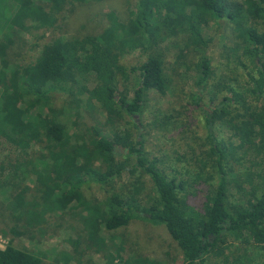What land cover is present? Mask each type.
I'll return each mask as SVG.
<instances>
[{"label": "trees", "instance_id": "1", "mask_svg": "<svg viewBox=\"0 0 264 264\" xmlns=\"http://www.w3.org/2000/svg\"><path fill=\"white\" fill-rule=\"evenodd\" d=\"M101 1L12 0L17 11L9 28L31 32L52 27L54 16L42 10L43 3L54 9L66 5L73 12L76 6ZM120 4L124 9L106 13L103 19L107 25L99 27L89 39L57 38L31 65L10 63L5 58L8 46L0 42V137L12 148V156L0 174V200L12 224L8 233L22 237L30 228L40 226L48 214L70 213L78 222L80 240L102 247L105 243L102 253H106L107 264H121L116 262L120 252L115 238L104 236L125 228L134 212L139 220L165 230L181 254V264H209L218 259H223V264H250L245 260L251 254L258 264H264V180H258V173L250 167L252 171L244 174L236 189L244 197L234 199L233 173L225 163L240 155L251 157L250 164L255 167L264 158V0H121ZM211 21L241 29L239 42L225 44L221 54L246 70L240 83L229 85L228 79L211 67L203 48ZM179 36L183 41L178 77L195 74L185 106L201 115L207 153L212 156L203 166L214 178L209 185L200 182L196 162L195 170L183 167L181 171L182 167L167 164L165 155L148 158L136 121L149 93L165 95L174 90V77L165 65L163 42ZM139 48L144 50V60L137 72H128L121 60ZM193 53L198 57L192 63L189 55ZM83 63L90 64L96 74L104 70L113 73L115 80L111 84L92 88L85 100L99 106L110 123L128 118L137 130L133 140L126 142L128 134L117 130L69 133L57 116L50 91L83 97L85 74L76 68ZM117 75L124 81V90L117 87ZM241 122L249 130L240 133V149L234 142L221 145L218 128L237 132ZM122 156L132 159L123 160ZM176 159L186 162L181 156ZM137 170L143 172L150 187L141 182L133 186L130 194L147 192L136 205H131L127 201L129 194L121 190L112 191L103 200L84 194L91 183L107 187ZM29 179L39 190V196L33 199L15 188L17 181ZM194 190L203 194L198 210L188 203ZM230 240L239 244L229 249ZM68 242L74 249L81 244L78 239ZM249 248H259V254ZM221 251L224 255L220 256ZM232 254L234 259L229 257ZM0 264H43V258L9 243L0 249ZM146 264L162 263L147 260Z\"/></svg>", "mask_w": 264, "mask_h": 264}, {"label": "rangeland", "instance_id": "2", "mask_svg": "<svg viewBox=\"0 0 264 264\" xmlns=\"http://www.w3.org/2000/svg\"><path fill=\"white\" fill-rule=\"evenodd\" d=\"M120 1L102 0L95 5L76 6L73 12L66 5L60 9H54L50 4L43 3L42 10L46 13H52L55 24L52 27L36 28L31 32H24L9 28V22L17 11V5L12 0H0V42H6L8 46L5 58L13 65L27 66L34 63L43 48L57 38L89 39L88 36L97 33L107 25V21L103 19L106 13L124 9ZM206 29H208L207 33L205 32L206 45L203 48L210 58L212 69L217 75L227 78L226 83L229 85H232L234 81L240 83L243 79H239L244 77L246 70L242 69L237 61L223 59L221 54L225 44L230 46L239 42L241 29L234 25L226 26L219 21H211ZM171 41L176 43L177 46L172 45ZM182 41L181 36H179V38L163 42L165 65L167 72L174 77V90L172 93L165 95L154 92L149 93L148 102L136 121L140 124L139 130L143 134L142 141L148 158L159 157L161 154L165 155V162L177 169L182 167L181 171L183 167L192 171L195 170L194 163L196 162L199 165L200 182L207 185L212 183L214 178L203 167L208 165L212 160V156L207 153L209 146L200 122L201 115L192 112L189 107L185 106V96L192 91V81L195 74L191 73L187 77H178L182 71V69L178 70ZM144 57V50L139 48L124 56L121 63L128 72H137ZM196 57H198L196 54H190V62H196ZM85 64L76 67L78 71L85 74V82H82L81 87L84 93L83 97L73 98L58 91H50L51 103L57 112V116L68 128L69 133H74V131H77V133L84 132L87 129H95L98 132H114V130H117L125 131L128 134L130 138L125 135L126 142L127 139L133 140L137 130L128 118L124 117L117 123H110L105 119L99 106L94 103L88 104L85 100V95L89 90L103 83L111 84L115 80L112 72L104 70L102 73L96 74L90 64L88 66ZM117 78V87L119 90H124L123 79L119 75H117ZM246 130H249V127L245 122L239 124L237 132L218 128L217 139L223 146H226L227 142H234L239 150L240 148L237 145H240V141H242L240 133ZM203 145H205L204 148ZM31 155L34 156L35 152H32ZM11 156V145L0 137V174L4 172L6 162ZM180 156L184 157L186 162L183 163L182 160L178 161L176 159H180ZM191 158L193 160L189 161ZM121 159L130 161L132 158L122 156ZM250 159L251 157L237 155L225 161L233 173L234 180L231 187L234 199L239 198V196L244 197L243 192H238L236 189L244 179V174L252 171L250 167L258 173L255 175L258 180H264V158H260L255 167L251 166ZM32 181L30 179L28 181H17L15 183L16 192L25 193V197L29 199L39 196V190ZM137 182L146 183V187H150L143 172L137 170L133 174H124L115 179L107 187L91 183L84 189V194L87 198L103 200L112 191L121 190L123 193L129 194L127 201L131 205H136L147 194V192H142L139 195L130 194V190L134 191L133 186ZM196 192L194 190V194H190L191 197L188 203L198 210L203 201V194H197ZM11 225L6 218L0 200V249L11 243L18 249L41 256L43 264H107L106 253H102L107 245L104 243L105 247H102L101 245H90L82 242L78 222L72 218L70 213L48 214L40 226L30 228L22 237H14L8 233ZM104 237L106 239L109 237L115 238L113 239L118 245L117 250L120 252V255H116V262L121 261V264H146L147 260L159 261L162 264H181V254L165 230L162 227L139 220L134 212L130 213L129 224L125 228L114 233L107 232ZM76 239L81 244L74 249L68 241ZM238 244L237 241L230 240L229 249L236 247ZM250 250L258 254V251H260L259 248ZM65 252L71 254L75 259L66 258L63 254ZM219 255H224V253L221 251ZM229 257L234 259L233 254ZM254 257L251 254L249 259L245 261L250 264H258L259 261ZM219 260L209 262V264H223V259L220 260V263Z\"/></svg>", "mask_w": 264, "mask_h": 264}]
</instances>
